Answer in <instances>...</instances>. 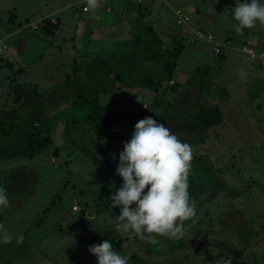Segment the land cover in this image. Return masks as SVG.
<instances>
[{
	"label": "rangeland",
	"instance_id": "374dc122",
	"mask_svg": "<svg viewBox=\"0 0 264 264\" xmlns=\"http://www.w3.org/2000/svg\"><path fill=\"white\" fill-rule=\"evenodd\" d=\"M83 1L0 0V39L8 46L7 53L17 55L18 45L24 41L27 43L22 48L20 58L14 59H17L15 62L0 59V97H3L6 85L11 86L12 81H8L7 76L17 79L18 73H21L20 68L24 73L31 68L34 72L33 78L41 79L42 89L50 88L53 84L67 79L76 89L74 98L77 99L83 94L94 95L92 91L94 87L99 86V83L96 84L98 78L93 76V81L90 82L89 76L92 77L98 66V70L106 67L103 62L99 63L100 60L106 59L98 57L100 47L95 45L92 38L90 46L86 45L89 30L83 29L91 24L89 20L94 14L93 11L89 14L81 11ZM236 3L237 0L145 1V7L141 6L144 9L142 22L145 25L152 24L165 45L173 46L182 29L177 26L175 10L182 9L191 16L196 26H199L197 24L206 26L219 38L229 39L232 34L224 29L235 28L238 23L234 20ZM54 12H57L55 16L59 21L58 29L62 32L58 38L44 31L42 24L46 19L40 20ZM137 14L138 12L134 20L139 16ZM134 20L128 28L131 29L129 34L132 36L127 47L133 41L135 43L138 35ZM135 21L138 25V21ZM27 23L33 24L32 29H22L21 33L10 38L3 32L7 28L19 29ZM34 27H42L44 30L36 32ZM243 30L241 33L250 35L246 39H252L256 47L258 45V49H264V46H259L264 37V25L257 22L253 27ZM206 44L208 43L198 42L196 45H187L179 60L177 72L186 69L194 74L200 68H210L212 74V79L209 80L210 93H201L198 91L200 87L196 85L193 87L198 93V100L193 94L187 97H192V103L198 105V111L204 107L218 105L224 122L210 129L192 131L187 129L184 120L179 127H176V124L169 125L178 139L192 148L188 191L195 203V215L185 221H178L182 223L183 234L177 237L146 234L154 237L153 242L149 239H140L129 232L130 240L126 246L121 240H110L114 242V250L124 248L130 253H138L140 250L144 254L150 253L149 257L143 255L146 264H216L227 257L244 264H264V68L248 63L245 55L237 49L240 46L237 43L236 49L229 50L226 58L215 55L214 47ZM74 50L87 52L84 59L86 64H83L82 56L77 57L78 54H74ZM31 55L32 59L29 57ZM81 65L84 71H78ZM97 76L101 78L102 75L99 72ZM17 83L19 85L14 86L16 90H23L25 87L23 83L20 81ZM175 84L169 87L164 85L159 93L151 91L150 99L132 98L129 103L140 111L143 100L145 103L151 101L152 108L160 104L175 106L182 99V91L172 87ZM51 97H48L49 105L55 101V97ZM61 97L58 96L59 99ZM201 97L202 100H199ZM124 101L120 100L119 103ZM46 109L44 108V112ZM88 112L89 108L79 109L76 117L84 119ZM26 127V122H22L21 131ZM55 139L58 142V138ZM49 148L51 147L49 146L47 150H50ZM24 149L27 150L25 146ZM28 153L30 154L29 151ZM49 159L47 157L49 167L37 173L33 186L37 185V193H40L44 203H47L48 214L53 210L54 216L60 217L61 221L67 213L73 214L75 187L79 188V181L82 178L89 181L90 178L82 177L80 174L78 176L69 174L64 164H61L59 170L54 169ZM118 159L119 157L113 160L114 169L105 168L113 180L98 181L116 190L122 184V179L115 172ZM2 183L0 182V188L4 187ZM47 190H56L48 202L45 200L48 198ZM9 211L4 215L5 218L9 216V222L5 221L3 226L0 224V236L7 231L6 226L15 227L13 230L16 233L19 231V225L24 223L19 220L18 214L25 216L16 208L10 206ZM48 214L43 213V216ZM34 226L35 224L32 225ZM49 228L50 224L46 222L42 231L44 236ZM35 232L32 228L20 242H17L19 238H12L9 244H2L0 240V264H95L96 257L93 254H83L82 246L78 243L80 239L69 244L62 241L61 250H67L69 255L52 254L54 261L49 260L50 263L44 259L45 255L48 258L50 254H37L36 251L27 254L31 247L25 245V239L34 242ZM43 239L46 241L44 237ZM94 244L98 243L93 242ZM56 249L59 250L58 247ZM89 259L90 263L87 262Z\"/></svg>",
	"mask_w": 264,
	"mask_h": 264
},
{
	"label": "crops",
	"instance_id": "0c3cea01",
	"mask_svg": "<svg viewBox=\"0 0 264 264\" xmlns=\"http://www.w3.org/2000/svg\"><path fill=\"white\" fill-rule=\"evenodd\" d=\"M145 1L151 0H143L141 4L137 3L136 0H115L102 4L93 10L94 16L89 20L91 24L83 30H89L86 45L90 46L92 38L95 45H99L100 47L98 57L106 59L104 61L100 60L99 63L103 62L108 67L113 62H118V58L128 51L126 45L132 36V34H129L131 29L129 30L128 28L131 27L130 24L136 16L137 7H145ZM107 6H110L112 11L108 12ZM55 14L57 12L45 16L40 20H51L53 18L58 20ZM92 24L95 25L92 26ZM197 25L200 26V24ZM32 26L33 24L27 23L19 29L15 27L7 28L6 32H3L10 38L21 33L22 29H32ZM34 30L37 32L38 30H44V28L34 27ZM224 30L231 32L232 35H230L232 37L228 38H232L231 40H233L234 45L237 43L241 46L247 40L246 38L250 37V35L248 36L241 32L237 33L235 28ZM61 35L60 29L53 34L55 38ZM235 35L237 36L236 38L234 37ZM22 44L17 47L19 54L12 55L8 54L7 51L6 53L1 52L0 59L15 62L20 58L22 48L27 43L24 41ZM206 45L209 46L211 44ZM259 46H264V37H262ZM76 53L78 54L77 57L82 56L83 64H86V60L84 59L87 52L74 50V54ZM29 57L32 59L33 55ZM15 58L17 59L14 60ZM113 59L115 60L112 61ZM98 67L97 70L95 68L96 71L93 72L92 77L89 76L90 82L93 81V76L98 78L97 73L102 72L101 70L106 68L102 67V69L98 70ZM19 70H21V73H18L19 80L16 77L11 79V76H7L8 81H12L11 86L9 85L8 87L6 85V89H3V97H0V121L2 118H6L18 130L17 135L12 136L3 144L0 142V182H3V189H5L9 198L7 209H0V224L3 226L5 225V221L9 222V216L5 218L4 215L7 211L10 212V206L16 208L25 217L18 214L19 220L24 222L23 225H19V231L14 233L16 228L8 225L4 226L7 231L2 233V235L6 233L9 241L12 238H26V235L34 228L36 231L34 242L25 239V245L29 248L31 247L27 251V254H32L33 251H36L37 254H50L51 256L49 255L48 258L46 255L44 257L48 262L49 260L54 261L52 254L69 255L67 250H61L63 242L69 244L80 239L78 243L81 244L83 254L85 255L90 253L88 249L89 246L93 245V242L100 244L103 240H121L126 246L130 240L129 233H123L118 230L119 221L117 217L120 214V208L113 207L110 199L117 190L98 182L101 179L103 181H110L113 180V177L105 171L104 167L96 165L94 159L102 161L104 164L110 165L108 166L109 168L114 169L113 160L119 157L120 151L123 150L124 142L130 139L134 125L142 118L144 119L148 116L153 117L158 122L164 123L166 127L175 124L177 125L176 127H179V124L184 120L188 130L201 129L202 127L194 122V114L198 111V105L192 103V97L188 98L192 94L195 99L198 97V93L194 87L189 84L187 85V82L190 81L189 77L193 76V73L186 69L179 71L180 73H176L174 80L175 83L180 85L179 90L182 91V99H180L177 105L164 106L160 104L158 107L152 108L151 101L145 103L146 101L143 100L144 103H141V111L135 105L129 103V100L132 98L128 99L124 94L129 93L133 97L132 100H138V98L146 99L151 97L149 96L151 94L150 90L140 88L109 89L102 87L99 81H96V84L99 83V86L94 87L92 93L98 97L100 105L111 111V130L121 137V139L117 138L113 141L111 146L112 152H110L107 147L106 138L96 135L91 128L83 124L84 119L76 117L78 115L77 110H74V101L76 100L74 92H76V89L68 85L67 79L66 81L53 84L50 88L42 89L41 79L33 78L34 72L31 68L26 70L27 73L22 72L21 68ZM78 71H84L83 65L80 66ZM17 81L23 83L25 86L23 90H16L14 86L19 85ZM60 95L62 97L59 99L58 96ZM49 96L55 97V101L53 100L50 105L48 103ZM120 100L127 102L119 103ZM199 100H202V97ZM146 105H150L151 108L144 110V106ZM44 108H47L46 112H44ZM24 121L27 127L24 131H21V125ZM43 123L46 126V134L52 139L51 148H49L50 150L46 149V153L43 152L39 155L31 156L24 149V138L34 127ZM55 137L58 138V142L55 141ZM10 149L12 150L10 151ZM47 157L50 158L49 163L54 169L59 170L62 166L61 164H64L69 174L76 176L80 174L82 177L90 178L89 181L82 178L78 183L79 188H76V185H74L76 196L73 207L78 205L81 211L75 212L72 207L73 214L67 213L61 221L59 220L60 217L56 218L54 216L53 210L48 214V208L46 209L47 203H44L40 193H37V185L33 186L37 173L45 167H49ZM103 176L105 177L103 178ZM55 192L56 190H47L48 198L45 200L48 202ZM0 208H4V206H0ZM43 213L48 215L43 216ZM46 222L50 224V228L44 236L42 231H44L43 225ZM33 224H35L34 227H32ZM134 239H136L135 236ZM1 242L2 244H9V242H3V240ZM57 247L59 250L56 249ZM116 251L121 255L129 256L131 254L130 252H126L124 248ZM138 254L142 257L143 255L149 257L150 255V253L144 254L142 250ZM87 262L90 263V259ZM95 264H97V259H95Z\"/></svg>",
	"mask_w": 264,
	"mask_h": 264
},
{
	"label": "clouds",
	"instance_id": "9594fccd",
	"mask_svg": "<svg viewBox=\"0 0 264 264\" xmlns=\"http://www.w3.org/2000/svg\"><path fill=\"white\" fill-rule=\"evenodd\" d=\"M88 7H98L97 0H88ZM235 31L264 25V0H237ZM192 151L189 144L151 116L134 125L129 140L119 153L116 174L122 179L119 189L110 197L112 206L120 208L118 230L134 233L140 239L154 241L157 234L177 237L183 234L182 223L195 215L190 198L188 173ZM9 198L0 188V206L7 207ZM9 242L5 233L0 236ZM22 237L18 239L20 242ZM97 264H129V257L113 249L110 240L89 246Z\"/></svg>",
	"mask_w": 264,
	"mask_h": 264
},
{
	"label": "trees",
	"instance_id": "16d2710c",
	"mask_svg": "<svg viewBox=\"0 0 264 264\" xmlns=\"http://www.w3.org/2000/svg\"><path fill=\"white\" fill-rule=\"evenodd\" d=\"M143 10L140 6L136 10L139 16L135 19L138 21V25L134 20L135 30L138 29L135 43L133 41L134 44H130L128 51L120 58L116 56L118 62H113L106 69L104 68L105 70H101L102 76L101 78L98 76V81L102 87L119 90L140 88L159 93L164 85L169 87L168 83L174 81L181 55L189 44L185 43L178 35L173 46H166L152 24H143ZM42 27L51 35L58 31V25H53L50 20H45ZM121 58L123 59L120 60ZM211 79L210 68H200L193 74L188 84L198 85L201 93L209 94V80ZM68 85H70L69 82ZM172 87L176 89L180 85L175 84ZM124 96L128 99L133 98L129 93H125ZM74 102V110L89 108L83 124L91 128L96 135L106 138L108 150L112 152L113 141L117 138L121 139V137L111 130V111L99 104L96 95H82ZM194 122L204 129H210L221 125L224 118L220 107L216 105L200 109L194 116ZM17 134V128L8 119L2 118L0 121V142L3 144ZM51 143V137L46 134L45 123L34 127L24 138V146L31 156L43 153ZM94 163L99 167L107 168L109 166L96 159H94ZM111 243L114 244L113 241ZM128 257L129 264H146L144 258L136 252L131 253ZM216 264L244 263L227 257Z\"/></svg>",
	"mask_w": 264,
	"mask_h": 264
},
{
	"label": "built area",
	"instance_id": "2783aa9c",
	"mask_svg": "<svg viewBox=\"0 0 264 264\" xmlns=\"http://www.w3.org/2000/svg\"><path fill=\"white\" fill-rule=\"evenodd\" d=\"M115 0H97L98 7L102 4H107ZM137 3L141 4L143 0H136ZM82 8L81 11L83 13H89L95 9H91L88 7V0H84L81 2ZM97 7V8H98ZM107 11H112L110 6H107ZM175 17L177 21V26L182 28L180 29V37L181 39L189 44L194 45L198 42H205L211 44L214 47L215 55L226 58L229 50L234 49L236 46L234 45L233 40L231 39H222L219 38L215 33L210 31L208 28L203 26H196L192 18L189 14H186L182 9L175 10ZM53 25H58V20L53 18L50 20ZM236 49V48H235ZM242 54L247 58V62L257 66L264 68V50L259 51L252 39H247L243 45L237 48ZM8 50V46L4 43L3 39H0V51L6 52ZM175 84L174 81L168 83ZM144 109H149V106H144ZM75 212H80L81 209L78 205L73 207Z\"/></svg>",
	"mask_w": 264,
	"mask_h": 264
}]
</instances>
